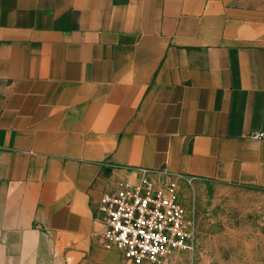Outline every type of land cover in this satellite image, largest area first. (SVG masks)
<instances>
[{
  "label": "crops",
  "instance_id": "crops-1",
  "mask_svg": "<svg viewBox=\"0 0 264 264\" xmlns=\"http://www.w3.org/2000/svg\"><path fill=\"white\" fill-rule=\"evenodd\" d=\"M140 168L264 188V0H0V264L125 263Z\"/></svg>",
  "mask_w": 264,
  "mask_h": 264
},
{
  "label": "built area",
  "instance_id": "built-area-1",
  "mask_svg": "<svg viewBox=\"0 0 264 264\" xmlns=\"http://www.w3.org/2000/svg\"><path fill=\"white\" fill-rule=\"evenodd\" d=\"M180 179L145 168L119 179L99 203L104 248L120 252L132 264H172L177 252L192 249L195 222L178 198Z\"/></svg>",
  "mask_w": 264,
  "mask_h": 264
},
{
  "label": "rangeland",
  "instance_id": "rangeland-1",
  "mask_svg": "<svg viewBox=\"0 0 264 264\" xmlns=\"http://www.w3.org/2000/svg\"><path fill=\"white\" fill-rule=\"evenodd\" d=\"M178 198L195 235L193 248L177 252L172 264H264L263 187L180 179Z\"/></svg>",
  "mask_w": 264,
  "mask_h": 264
}]
</instances>
